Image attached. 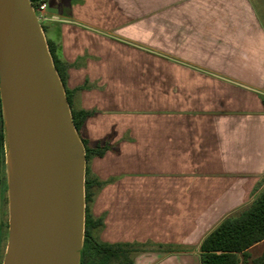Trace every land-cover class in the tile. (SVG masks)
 Instances as JSON below:
<instances>
[{
    "label": "crops",
    "instance_id": "0c3cea01",
    "mask_svg": "<svg viewBox=\"0 0 264 264\" xmlns=\"http://www.w3.org/2000/svg\"><path fill=\"white\" fill-rule=\"evenodd\" d=\"M82 3L62 0L43 20L67 87H83L73 104L94 111L88 139L110 146L90 165L106 181L91 209L99 238L153 243L134 264H200L203 238L264 187V27L251 0H113L170 7L154 26L150 83L121 76L129 51ZM134 52L144 62L146 50Z\"/></svg>",
    "mask_w": 264,
    "mask_h": 264
},
{
    "label": "water",
    "instance_id": "95a60500",
    "mask_svg": "<svg viewBox=\"0 0 264 264\" xmlns=\"http://www.w3.org/2000/svg\"><path fill=\"white\" fill-rule=\"evenodd\" d=\"M0 103L8 197L1 264H79L85 149L30 0H0Z\"/></svg>",
    "mask_w": 264,
    "mask_h": 264
},
{
    "label": "trees",
    "instance_id": "16d2710c",
    "mask_svg": "<svg viewBox=\"0 0 264 264\" xmlns=\"http://www.w3.org/2000/svg\"><path fill=\"white\" fill-rule=\"evenodd\" d=\"M49 0H30L31 6L36 9L41 3ZM41 26L44 34L46 24ZM46 37V35H45ZM48 49L54 67L63 85L68 101L72 121L85 149V220L83 244L80 250L79 264H134L135 255L149 250L153 243L117 242L109 243L99 238L103 226L101 217L93 216L91 204L96 191L106 181L95 176L88 162L94 157H102L110 149L108 142H92L86 137L85 123L94 115V111L75 108L74 94L83 87L70 89L66 85L67 63L62 61L56 53L55 45L46 38ZM264 107V94L260 95ZM4 171V129L0 103V184ZM264 241V187L254 196L251 202L235 214L226 216L211 230L201 241L199 251L200 264H264V250L257 257L251 258L249 249L259 242ZM157 250H162V245H157Z\"/></svg>",
    "mask_w": 264,
    "mask_h": 264
},
{
    "label": "rangeland",
    "instance_id": "374dc122",
    "mask_svg": "<svg viewBox=\"0 0 264 264\" xmlns=\"http://www.w3.org/2000/svg\"><path fill=\"white\" fill-rule=\"evenodd\" d=\"M61 1L62 0H49L46 3L44 10L37 11L38 8L34 9L35 14L40 17L41 26L44 23L43 19L48 16V14L55 12L56 9L53 6L59 4ZM251 2L259 22L264 27V0H251ZM82 4H84L83 7L86 9L85 12L91 14L92 19L96 18L97 28L114 38L115 47L118 45L122 47L123 53L129 51L130 65H128V69L121 71V76L129 77L131 80L146 78L152 83L154 77V56L152 53L154 50V26L161 23L158 18L159 15L169 13L170 7L156 6L153 4L139 6L137 3H130L129 5H114L113 0H85V3ZM127 15L130 17L129 22L122 20ZM139 15L145 18V39H141L138 36L137 18ZM127 29H129L128 33ZM138 47L146 50L144 62L140 61L139 63L134 60V58H137L138 56L136 52H134V49L136 50ZM128 48L129 50H127ZM146 88H152V85L147 86ZM76 105L74 103L75 108H77ZM84 135L86 137L88 136L86 129ZM5 163L4 146V171L3 180L0 185V263L5 254L8 236V197ZM90 165L91 160L88 162L89 167ZM93 204L94 202L91 204V209L93 208ZM263 248L264 244H258L256 248L251 250V256H258Z\"/></svg>",
    "mask_w": 264,
    "mask_h": 264
},
{
    "label": "built area",
    "instance_id": "2783aa9c",
    "mask_svg": "<svg viewBox=\"0 0 264 264\" xmlns=\"http://www.w3.org/2000/svg\"><path fill=\"white\" fill-rule=\"evenodd\" d=\"M45 6H46V3H41L37 8V11H40V10H44V8H45ZM33 10H34V8H33ZM34 12H35V10H34ZM39 19H40V17H39Z\"/></svg>",
    "mask_w": 264,
    "mask_h": 264
},
{
    "label": "flooded vegetation",
    "instance_id": "af4514ba",
    "mask_svg": "<svg viewBox=\"0 0 264 264\" xmlns=\"http://www.w3.org/2000/svg\"><path fill=\"white\" fill-rule=\"evenodd\" d=\"M2 180H3V178H2ZM1 183H2V182H1ZM0 185H1V184H0ZM2 260H3V259H2ZM1 263H2V261H1ZM1 263H0V264H1Z\"/></svg>",
    "mask_w": 264,
    "mask_h": 264
}]
</instances>
